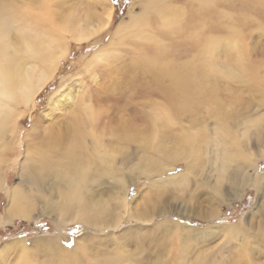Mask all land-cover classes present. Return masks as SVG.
<instances>
[{"label": "bare ground", "instance_id": "bare-ground-1", "mask_svg": "<svg viewBox=\"0 0 264 264\" xmlns=\"http://www.w3.org/2000/svg\"><path fill=\"white\" fill-rule=\"evenodd\" d=\"M139 1L141 12L133 14L127 22L119 23L115 34L123 44L124 39L138 38L144 43L145 50H150V53L146 50L139 55L137 61L164 94L167 107L153 105L155 109L146 112V124L140 136L142 149L137 153H128L121 152L118 146L107 149L100 144L96 134L99 112L92 104L95 101L80 100L79 112L77 116L72 115L66 137L52 133L40 150L37 167L39 184L35 197L44 201L40 215H53L62 223L79 222L94 233L87 238L88 243L79 240L70 250L63 246L61 248L59 240L57 242L50 237L48 240L35 239L32 241L34 251L53 256L62 264L73 254L87 255L88 245L101 244L103 234L98 236L96 232L105 231L104 241L116 246L106 253L112 256L104 264H121V256L125 258L128 255L123 249V243L128 244L126 236L129 235L131 239L143 238L146 230L150 232L148 225L152 220L151 213L158 218L165 212L161 213L159 206L148 211V202L166 204L169 199L181 197L192 181L193 188L199 189V192L189 195V200H183V203L205 220L219 216L218 207L222 199L224 203L236 199L250 188L256 193V201L249 212L250 217H245L238 225L223 224L200 231L177 223L174 225L176 228L189 230L190 233L223 231L228 236H241L251 231L256 242L264 246V172L258 170L259 160L264 158V119H259L258 111L254 110L248 116L242 113L229 120L222 108L225 100H218L220 78H230L235 74L229 63L223 69L215 58L228 60L221 55L229 50L225 39L237 34L243 22L241 17L236 23L232 22L230 11L219 9L217 0H186L187 3L196 4V7L188 15V22L182 24L185 17L183 10L181 5L173 4L174 0ZM238 1L247 12L254 8L252 4L255 0ZM106 4L111 8L106 0H102L101 7L104 10L107 9ZM199 4V10L205 11L202 19L194 17ZM239 9L242 10L241 6ZM54 13L45 0L27 6H18L14 0H0V161L6 140L15 141L18 133L17 120L22 116L20 107L33 109L34 100L44 91L41 90L51 81L60 62L67 56L69 45L65 40L68 37L66 34H71L70 41L74 39L79 44L98 34L102 27L98 23L80 27L68 16H61V20L65 19L64 26H58L57 14ZM110 16V13L107 14L106 19L109 20ZM173 34L182 38L184 49L194 52L192 58L181 66L173 60L164 59L168 48L163 40L171 38L170 45L173 44L176 41ZM97 57L107 59L108 55L101 50ZM239 59V56H235L233 67L240 65ZM94 60L91 59L87 64ZM71 95L67 98L64 96V99L70 102ZM200 101H206L212 116H216L214 127L202 129V122L190 129L183 125L174 138L170 132L174 117L189 112ZM55 102L57 100L51 101L52 108L56 107ZM133 129L126 119L118 121L115 132L119 144L136 138ZM207 135H212L211 141L216 147L213 150L215 159L213 168L201 178L196 176L198 165L190 167L188 160H197L196 163L200 164L198 147ZM86 143L92 148L91 152L87 151ZM101 148L105 149L100 155L94 154L99 153ZM56 149L60 150V155L55 156ZM177 166L182 169L175 174L173 172ZM91 168L98 174L109 175L110 182L115 184L108 201L97 199V191L87 188ZM46 171L52 172L56 185L44 183L49 176ZM134 183L140 185V190L144 185L151 187L145 195H141L142 202L138 206L133 205L137 197L128 199V188ZM2 187L0 183V189ZM202 187L205 188L203 197ZM6 194L10 200L5 210L6 221L13 217L32 216L33 205L27 207L28 200L21 192L11 189ZM213 202L217 203L215 207L212 206ZM3 219L0 217V221ZM124 220L132 221L134 225L118 231V226ZM168 224L174 223L170 219L154 223L153 235L156 236L154 232ZM118 239L123 240L122 244ZM18 242L20 246L17 247L26 250L22 240L9 242L6 246ZM4 252L6 248L0 252V259ZM237 253L239 257L236 260H239L241 254L239 251ZM123 264L139 263L128 259Z\"/></svg>", "mask_w": 264, "mask_h": 264}, {"label": "rangeland", "instance_id": "rangeland-1", "mask_svg": "<svg viewBox=\"0 0 264 264\" xmlns=\"http://www.w3.org/2000/svg\"><path fill=\"white\" fill-rule=\"evenodd\" d=\"M14 1L18 6H27L38 0ZM45 1L55 12L53 15L57 14L58 26H64L65 22V19L61 20L60 17L68 16V19L78 23L80 27L89 23H98L99 27H102L98 34L79 44L74 39L70 41L71 34H66L68 37L65 40L67 39L66 43L69 45L67 56L60 62L51 81L41 90L44 91L34 100L33 109L25 110L22 106L19 109L22 116L17 120L18 133L15 135V141L6 140V146L1 152L0 183L3 187L0 189V217L4 219L0 221V252L5 251V248L6 252L2 254L0 264H60L53 256L36 253L32 241L48 240L50 237L54 241L59 240L60 247L70 250L79 240L87 242V238L94 233L79 222L62 223L53 215H40L44 209V201L35 197L36 187L39 184L37 167L40 150L52 133L66 137L70 121L73 119L72 115L79 112L80 100L95 101L92 104L99 112L96 134L101 141L100 144L107 149L118 146L121 152L128 153H137L142 149L140 136L145 128L146 112L150 113L157 105L167 107L164 94L153 82L152 77L141 69L140 62L137 61L139 55L146 50L150 53V50L147 48L145 50L144 43L138 38L124 39L123 44L115 34L119 23H125L133 14L141 12L139 0H106L111 5L109 8L106 4V10L101 7L102 0ZM179 1L176 3L174 0L173 4L181 5L185 16L182 24H186L190 18L188 15L192 14L196 4L187 3L186 0ZM257 4H259L258 8H256ZM217 5L221 10L230 11L232 22L236 23L238 17L243 21L237 29V34L225 39L229 50L221 55L226 56L228 60L215 58L223 69L229 63L232 66L231 71L235 74L230 78L225 76L220 78L218 100H225L222 108L229 120L237 118L242 113L248 116L254 110L258 111L259 119H264V0H255L252 4L254 8L248 9L249 12L245 11L246 8L238 0H217ZM199 8L200 4L194 17L202 19L205 17V11ZM22 9L24 11L23 7ZM109 13L111 16L107 20ZM156 17L157 15L154 16ZM226 23L229 21L226 20ZM172 36L176 41L171 45V38L163 40L168 48L164 59L173 60L181 66L183 62L192 58L194 52L182 47L181 37L175 34ZM101 50L107 53V59L96 58ZM235 56L240 57V65L233 67ZM91 59L95 60L87 64ZM69 95L71 101L67 102L64 96L67 98ZM52 100H57L55 108L51 107ZM178 115L180 116L174 117V124L170 128L174 138L178 136L183 125L190 129L202 122V129H210L214 127L216 121V116H212L206 101L197 102L189 112ZM121 119H126L133 126L136 135L134 140L130 139L133 141L124 144H119L115 132V127ZM195 130L197 129H192ZM211 137L212 135H207L199 143L197 153L200 164L196 163L197 160H188V166L198 165L196 176L201 178L207 175L214 165L213 150L216 147L212 144ZM86 149L88 152L92 151L87 143ZM103 149L105 148L94 154L100 155ZM58 154L60 155V150L56 149L55 156ZM259 162L258 170L264 172V158ZM181 169V166H177L173 173H179ZM46 172L49 176L44 183L56 185V178L52 172ZM114 185L110 182L109 175L98 174L93 168L89 171L87 188L97 191V199L108 201ZM139 187L138 183H134L128 188V199L133 200L137 197L133 203L137 206L142 202L141 195H145L151 188L144 185L140 190ZM11 189H16L25 196L28 200L27 207L33 205L31 217H13L10 221H6L5 210L10 203L6 192ZM186 190L183 196L169 199L166 204L162 202L157 204V201L151 200L148 202L150 207L148 211L154 206H159L160 212L164 210L165 212L158 218L153 217L154 214L151 213L152 223L148 225L150 232L146 230L143 238L131 239L129 235L126 236L128 244L123 243V249L128 255H125V258L121 256L123 260L121 264L128 259L139 264H264V246L256 242L251 231L241 236H228L223 231L190 233L189 230L183 228L180 230L174 226L178 223L201 231L223 224L238 225L245 217H250L256 201L253 188L225 203L222 199L218 207L219 216L209 220L202 219L189 205L187 207L183 203V200H189V195L199 192V189L193 188V181ZM140 191L141 194L138 195ZM204 192L205 188L202 187V197L205 196ZM216 205L217 203L213 202L212 206ZM161 219H170L174 224H168L161 230L155 231L156 236H154L153 225L160 223ZM133 225L132 221L124 220L117 229L119 231L123 227ZM105 233V231L96 232L98 236L103 234L100 238L101 244L88 245L87 255L73 254L62 264H104L105 260L112 256L106 253L114 245L116 246L104 241ZM18 240L24 242L26 250L17 247L20 246V242L10 247L6 246L9 242ZM118 240L122 244L123 240ZM237 251L241 254L239 260H236L239 257Z\"/></svg>", "mask_w": 264, "mask_h": 264}]
</instances>
